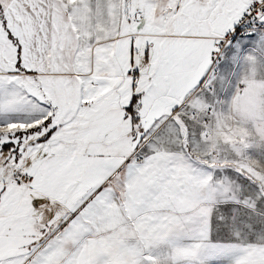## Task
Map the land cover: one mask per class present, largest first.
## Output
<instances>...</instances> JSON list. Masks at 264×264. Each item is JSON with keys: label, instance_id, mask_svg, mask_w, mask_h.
<instances>
[{"label": "snow or ice", "instance_id": "6c2138e0", "mask_svg": "<svg viewBox=\"0 0 264 264\" xmlns=\"http://www.w3.org/2000/svg\"><path fill=\"white\" fill-rule=\"evenodd\" d=\"M0 264H264V0H0Z\"/></svg>", "mask_w": 264, "mask_h": 264}]
</instances>
